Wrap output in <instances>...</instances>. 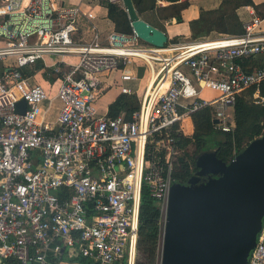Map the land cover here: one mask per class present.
<instances>
[{
  "label": "built area",
  "instance_id": "1",
  "mask_svg": "<svg viewBox=\"0 0 264 264\" xmlns=\"http://www.w3.org/2000/svg\"><path fill=\"white\" fill-rule=\"evenodd\" d=\"M62 1L0 0V264H136L143 191L160 208V251L192 115L210 109L229 133L240 95L255 89L264 102V68L241 63L264 56V17L245 21L241 35L160 48L94 25V3L123 0ZM84 21L89 41L77 36ZM137 62L153 81L138 92L117 83L137 108L100 114L96 102L115 85L105 77L137 81L127 70ZM44 74L47 86L36 81ZM247 264H264V220Z\"/></svg>",
  "mask_w": 264,
  "mask_h": 264
},
{
  "label": "water",
  "instance_id": "2",
  "mask_svg": "<svg viewBox=\"0 0 264 264\" xmlns=\"http://www.w3.org/2000/svg\"><path fill=\"white\" fill-rule=\"evenodd\" d=\"M123 4L143 42L168 43L166 33L138 16L133 0ZM26 105L20 101L16 111ZM196 167L187 184L170 189L160 264H247L264 220V134L230 162L205 152Z\"/></svg>",
  "mask_w": 264,
  "mask_h": 264
},
{
  "label": "trees",
  "instance_id": "3",
  "mask_svg": "<svg viewBox=\"0 0 264 264\" xmlns=\"http://www.w3.org/2000/svg\"><path fill=\"white\" fill-rule=\"evenodd\" d=\"M168 1L177 2L178 0ZM234 1L238 7H254L252 0ZM109 5L110 17L116 22L118 29L125 33H132L131 22L128 19L127 12L119 9L114 4ZM186 5V2L174 5L172 9L175 11L168 18H175L177 22H181V11ZM211 14H214V11L204 12L199 19L191 22L195 39L201 36L204 26L209 28L208 33L212 32L215 26H222L225 31L230 30V19L223 16L219 20L210 19L208 16H211ZM235 19L239 24L236 26L238 28L236 35H241L244 29L236 16ZM246 60L248 59L243 60V64ZM259 63L258 67L264 68L262 62ZM253 67H256V64L250 61H247L244 65L247 71H251ZM254 91L255 89H251L237 98L234 105L235 128L232 132L225 133L215 129L210 109H202L192 115L193 134L190 137L183 136L179 141V145L184 149V157L180 158V166H178L175 173L178 183L187 184L189 178L197 171L196 159L202 153L215 152L218 158L230 162L231 158L241 153L253 140L264 134V102L258 104L251 99ZM260 94L261 97H264V83L260 87ZM136 102L134 96L120 95L109 106L108 113L112 117L118 115L120 111L126 110L130 115L137 108ZM189 146L193 147L191 153L187 152ZM160 218L161 212L156 200L144 189L136 264H156V256L159 253ZM139 254L144 255V261L138 260Z\"/></svg>",
  "mask_w": 264,
  "mask_h": 264
},
{
  "label": "crops",
  "instance_id": "4",
  "mask_svg": "<svg viewBox=\"0 0 264 264\" xmlns=\"http://www.w3.org/2000/svg\"><path fill=\"white\" fill-rule=\"evenodd\" d=\"M201 1H204V0H185V1L178 0L177 2H171V1H168V0H165V1H161V0H135V2L137 4V8L139 7L138 10H137L138 16L141 19L145 20L146 22L150 23L151 25H153V26L157 27L158 29L162 30L164 33H166V35L168 37V40L169 41H173V42L176 39V37H178V36L174 35V34H171L172 27L174 26V29H177L179 26L182 25V23L177 22V19L168 18L174 13L173 9H172V8H174L173 7L174 5H179V4L184 3V2L187 3L186 7L181 11L182 18L185 19L184 20V24L188 23V22L191 23V22L197 20L198 18L201 17L202 13H204V12L217 11V9L220 8L223 5L221 0H219V2L217 4H215V5H209L208 7H203L205 10L202 11V7H200L198 9V5H197ZM252 2H253L252 5L254 7H252V6H241V7L237 8L236 11H235L236 15H234V16H237V19H238V21H240L239 23H241V27L242 28H243L244 22L250 20L253 16H258V17H261V18L264 17V0H252ZM140 3H141V5H140ZM162 4H163V6H162ZM114 5L119 7V9L126 11V8H125L123 3L114 4ZM109 6L110 5H109L108 2H102L97 7L95 5H93V9H94V11L96 13V18L93 20L94 25L99 30H100V28H102L104 26H107L108 30L101 31V32H103L104 35H106L108 32H111V31H118V32H121V33H125L123 31H121L120 29H118V27L116 25V22L110 17ZM157 6L159 8H161V9H163V11L167 10L168 13L170 12V14H167V15H161L160 14V16L162 18V20H160V22L163 24V26L159 25L158 22L156 23L155 21L150 20V19H148V18H146L144 16V15H146L148 13V11H153L154 9L157 12V10H158ZM103 10L105 11V15L100 17L99 14ZM156 15H157V13H156ZM96 20L101 21V22H99V26L95 23ZM232 22L233 23H231V25L229 26L230 30H228V31L223 30L224 32H220L219 34L223 35V36H225V35H236V33H238V32H236L237 29H238V28H236V26H238V23L234 19H233ZM90 25L91 24L86 23L84 21L82 26H81V28H87ZM263 26H264V24H263ZM88 29H89V27H88ZM223 29H224V27H223ZM213 31H215V28H213L212 32ZM80 32L81 33H80V35L78 37H84L85 41H89L90 40L91 33H89L88 31H84L82 29L80 30ZM132 32H133V29H132ZM216 38H219V37H216ZM200 39L201 38H198L196 40H200ZM247 61L255 63L256 67H253V69H256V68H259L258 67V63L259 62H262V64L264 65V56L248 59V60L244 61V64L242 62V66L243 67H244V65L246 64ZM254 61H257V62H254ZM259 65H260V63H259ZM135 66H136V64L129 65L127 70L128 71H132L131 72L132 74L137 75V77H138L137 81H142V79H144V78H143V76H139L138 71L134 69ZM116 74H117V78H114V75H116ZM120 75H121V72H115V73L112 74V77H111L112 79H109L111 75H108L107 77H105V79L109 83H112V84L116 83L115 87L118 88L117 83H119V84H124L125 83L124 81L121 80ZM48 78L49 77L46 74H44L42 77L41 76H39V77L37 76L36 81L44 84L45 86H47V81L49 80ZM147 83H148V81L146 80L144 85H142L141 89H143V87H145ZM119 96H120V90H119L117 96L113 99V101L110 104L106 105V107L104 108V112L102 114H104L108 110L109 106L114 101H116ZM104 105H103V107H104Z\"/></svg>",
  "mask_w": 264,
  "mask_h": 264
},
{
  "label": "rangeland",
  "instance_id": "5",
  "mask_svg": "<svg viewBox=\"0 0 264 264\" xmlns=\"http://www.w3.org/2000/svg\"><path fill=\"white\" fill-rule=\"evenodd\" d=\"M182 1H185V0H182ZM71 2H72V0H63L61 3L65 4V5H68ZM218 2H219V0H204V1H201L200 3H198L197 5H198V9L200 7H202V11H204L205 9L203 7H208L209 5H215ZM221 2L223 3V5L220 8H218L217 11H214V14H211V16H208V17L210 19L219 20L223 16V17H225L227 19H230L231 23H233L232 22L233 19L236 21L234 15H236L235 11L239 7L236 5L235 1L234 0H221ZM133 3H134V6L136 8V11H137L139 7L137 8V4H136L135 0L133 1ZM94 5L97 7L99 5V3H94ZM140 5H141V3H140ZM173 12H174V9H173ZM156 13H157V15H156ZM160 14L161 15H167V14H170V12L168 13L167 10L163 11V9L158 7L157 12L154 9L153 11H148V13L146 15H144V16L146 18L150 19V20L155 21L156 23L158 22L159 25L163 26V24L160 22V20H162ZM99 15H100V17H102L103 15H105V11L104 10L101 11V13ZM184 20L185 19L182 18V21L180 22V23H182V25L179 26L177 29H174V26L172 27L171 34H174V35L178 36V37H176L174 42L187 43V42H191L193 40H196L194 38V36H193V28H192L193 25H192V23L188 22V23L184 24ZM99 22H101V21H99V20L95 21V23L98 26H99ZM89 28H91V26H89ZM214 28H215V31L208 33L209 28L204 26L203 30L201 32L202 34L199 37V38H201L200 40L202 41L203 39L206 40V39H213V38H216V37H220L221 35L219 33L223 31V27L222 26L221 27L220 26H216ZM81 29L84 30V31L89 30L88 28H81ZM104 30H108L107 26H104V27L100 28V31H104ZM80 33L81 32H79L77 34V36H79ZM71 61L73 63H77L78 62V58L77 57L73 58ZM135 67H134V69L138 71L139 76H143L144 79H142V81L125 82L124 86L129 87L134 92H138V91H140L142 85H144L145 81L147 80V77L149 76V71L144 67L143 63H141V62H137ZM111 77H112V75L110 76L109 79H112ZM114 78H117V74L114 75ZM114 84H116V83H114ZM119 90L120 89L115 87V85H114L112 87L111 91H109L107 95L102 96L99 99V101L96 102L95 106L99 110L100 114H102L104 112V108L106 107V105L110 104L113 101V99L117 96ZM216 95H217V93H215L213 91L205 90V96H207L208 98H213ZM134 97H135V100L137 101L136 103H137V106H138L139 105L138 104L139 101H138L136 96H134ZM251 99L254 101L253 96H252ZM61 105H62V103H61L60 100H56L54 102L52 113L50 112L48 114V116H47V120L48 121H53V120H55L57 118L58 111H59V108L61 107ZM103 105H104V107H103ZM43 107L46 108L47 107V103H45L43 105ZM192 148L193 147L189 146L187 148V150H188L187 152L191 153L192 152ZM181 157H184V156H181ZM188 158L190 159L189 155H188ZM188 158H186V159L188 160ZM179 162H180V160H179ZM209 178H210V176H204V177L201 178V180L203 182L204 181L206 182ZM160 249L161 250L159 251V253H157V256H156V264H160V261H161L162 247H160ZM144 258L145 257H144L143 254L142 255L139 254V257H138L139 261H144L145 260Z\"/></svg>",
  "mask_w": 264,
  "mask_h": 264
},
{
  "label": "bare ground",
  "instance_id": "6",
  "mask_svg": "<svg viewBox=\"0 0 264 264\" xmlns=\"http://www.w3.org/2000/svg\"><path fill=\"white\" fill-rule=\"evenodd\" d=\"M147 81L150 83L153 81L152 75L149 73V76L147 77Z\"/></svg>",
  "mask_w": 264,
  "mask_h": 264
},
{
  "label": "clouds",
  "instance_id": "7",
  "mask_svg": "<svg viewBox=\"0 0 264 264\" xmlns=\"http://www.w3.org/2000/svg\"><path fill=\"white\" fill-rule=\"evenodd\" d=\"M213 121H214V120H213ZM235 157H236V156H235ZM235 157H233V159H234ZM233 159L231 158V160H233ZM231 160H230V161H231Z\"/></svg>",
  "mask_w": 264,
  "mask_h": 264
}]
</instances>
